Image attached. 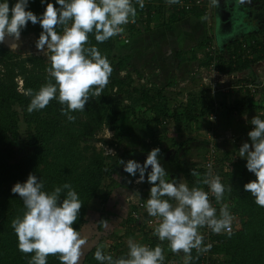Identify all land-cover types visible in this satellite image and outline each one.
<instances>
[{
	"label": "trees",
	"instance_id": "16d2710c",
	"mask_svg": "<svg viewBox=\"0 0 264 264\" xmlns=\"http://www.w3.org/2000/svg\"><path fill=\"white\" fill-rule=\"evenodd\" d=\"M165 1L159 0V3L153 2V4L145 3L141 9L136 0H132L133 6L137 9V17L135 23L127 25L128 29L125 27L127 34L132 38L142 32L152 30L154 21L158 19L157 11L161 13L162 17L158 26L170 25L180 21L188 14L200 18L205 17V11L202 8L190 6L187 11L185 9L178 10L177 4L169 5ZM7 2L11 9L16 0H7ZM48 2L53 3L57 8L60 7L56 4V0H43V3L41 0H28L27 10L39 17ZM229 2L235 4L231 19L233 34L230 32L228 35H233V37L237 35V37L233 38L232 42L225 43V36L228 32L217 33L218 40H220L218 46L220 54L217 53L216 56L218 58L217 68L222 72L232 73L250 69L255 62L264 60V38L260 36L264 34V28L258 29V26L256 28V25L244 21V17H242L246 11H249L248 9H256L264 14V0H251L252 5H259L258 8L246 6L240 0H229ZM164 3L168 5L164 7ZM163 8L170 11V13L167 12L168 16L166 17L163 16ZM42 30L39 23L28 22L21 33L31 32L39 38ZM57 30L60 31L59 27ZM115 37L98 43L95 40L94 32L89 33V44L86 47L96 46L112 65ZM248 40L255 42L249 46L251 48L250 57L245 55L242 49V43ZM209 61L210 57L206 56L202 62L207 65ZM49 66V62H46L41 56L30 55L22 58L0 43V264H28L34 255V253L26 254L19 251L18 239L11 227L12 219L18 214H22L23 211L21 198L18 194L11 192V188L16 182L23 183L31 173L43 182L44 190L49 192L64 183L70 184L82 202L78 219L73 224V228L79 232L87 222L88 208L93 199L99 198L101 205H105L116 185H123L122 188L129 190L130 193L134 191L131 186H126L128 184L119 182L114 174L123 168L119 164V160H124V156L130 149L135 151L136 148V151H142L143 148H147L134 147V142L126 141V144L123 143L124 149L118 152V144L122 143L121 137L124 134L123 128L118 125V122L123 116H132L136 126L147 127L154 133V127L163 125V122L166 123L169 119L190 124L216 112L220 105L214 99V95L205 87L206 94L202 99L195 102L190 99L183 105L170 108L166 96L162 94L163 87H157L155 83L156 88L151 92V88L154 86L153 82H146L140 87L132 85L131 72H135L139 78L143 77V72L138 67H134L123 77L115 76L112 72L109 83L103 89L100 97H91L90 95L83 111L70 113L76 117L75 121H69L62 114L61 108H66V106L60 105L57 99L50 101L46 108L29 113L27 107L30 97L24 95V92L28 89L38 91L50 79L46 71ZM17 76L22 81L21 87H18ZM113 89L129 99V104L120 108L113 106L110 100ZM257 89L258 92H264L263 87ZM15 105L21 108L23 122L29 129L23 139L19 135V112L14 108ZM221 105L224 107L223 104ZM234 108L243 111L244 109H255L257 106L251 97L246 96L229 107V109ZM138 112L140 114L149 112L151 115L141 117ZM103 126L114 132L116 141L113 153L105 154L88 143ZM128 128L132 132L133 127ZM154 135L156 134L154 133ZM188 139L190 138L183 142H173L168 148L160 146L157 148L160 149L158 156L172 148L175 155L171 157V160L176 169L181 171L185 177L190 178L191 170L182 168L183 162L176 157L181 148L188 143ZM220 157L217 158L218 166L221 161ZM218 169L220 172V166ZM198 171L201 174L199 180H202L205 174L202 165ZM223 171L220 172L219 177L226 190L220 205L216 207L217 215H219L220 207L227 204L230 214H238L239 223L232 230L231 236L220 235L224 240L223 243L213 247L212 250L224 256L222 264H264V207L257 205L254 197L244 189V184L255 180L256 177L246 168L245 158L236 162V165H233L230 170ZM138 176L139 173L136 176H129L128 183L131 184ZM145 178H147V173ZM196 182L195 180L190 184L194 186ZM229 185H231L230 192L227 191ZM196 186L203 189L205 185L196 183ZM135 187L138 188L137 195L142 196L144 192H149L151 184L145 180ZM132 207L135 208L134 205ZM103 209V207L100 208L101 211ZM127 221H131L130 216L127 217ZM101 222L97 225L99 228H101ZM144 233L147 240L150 241V248L167 243V241L161 242L153 230ZM122 254L121 256L126 255ZM192 257L189 264H200V260L193 251ZM180 260L181 263L177 262V264H185L184 253L181 254ZM214 261H210L209 264H214ZM47 264H61V262L58 256L49 255Z\"/></svg>",
	"mask_w": 264,
	"mask_h": 264
},
{
	"label": "clouds",
	"instance_id": "9594fccd",
	"mask_svg": "<svg viewBox=\"0 0 264 264\" xmlns=\"http://www.w3.org/2000/svg\"><path fill=\"white\" fill-rule=\"evenodd\" d=\"M43 3V0H41ZM217 4L218 0H212ZM244 3L245 0H240ZM141 9L144 0H136ZM169 5L180 0H167ZM57 8L48 2L39 17L27 10L28 0H16L11 9L7 0H0V43L6 36L12 38L11 50L19 48L21 30L28 22L39 23L42 31L36 41V48L47 55L50 79L38 91L28 89L24 95L30 97L27 111L46 108L50 101L57 99L61 112L69 121L76 117L70 113L83 111L91 97H100L109 83L113 68L98 48L89 44V33L103 43L123 32L122 25L135 23L137 9L132 0H56ZM59 27L60 31L57 30ZM54 80V83H53ZM253 128L248 132L251 144L243 143L238 149L239 156L246 159V168L256 179L244 184L245 191L264 207V119L253 116ZM109 152L113 153L111 149ZM159 148L151 149L143 164L129 159L119 160L125 172L131 176L139 173L137 183L151 184L149 196L143 205L149 216L157 218L154 234L161 242L167 241L173 253H184L185 264L193 259L192 250L197 254L207 252L211 245L204 244L199 229L207 227L212 232L232 235L233 216L224 204L219 209L212 206L209 193L201 187H189L186 183L169 179L168 173L158 161ZM151 171H147L148 169ZM191 175L199 173L191 169ZM197 184L207 185L219 203L225 193L220 177L209 172ZM227 191H231V185ZM11 192L18 194L23 202L22 214L11 221V227L18 239L22 253H34L28 264H47L49 255L58 256L61 264H79L87 240L73 228L82 207L78 194L72 186L64 183L52 191L44 190V184L34 174L23 182H16ZM139 198V197H137ZM125 256L114 258L102 247L94 252L100 264H162L164 252L160 245L150 248L131 238L127 241Z\"/></svg>",
	"mask_w": 264,
	"mask_h": 264
},
{
	"label": "rangeland",
	"instance_id": "374dc122",
	"mask_svg": "<svg viewBox=\"0 0 264 264\" xmlns=\"http://www.w3.org/2000/svg\"><path fill=\"white\" fill-rule=\"evenodd\" d=\"M159 3V0H147V3ZM167 2V0L165 1ZM168 4L164 3V7H166ZM255 8H258L259 5H254ZM249 11H246L242 17L244 21L250 22L253 25H257L258 29L264 28V14L260 13L256 9H248ZM163 16H168V13L170 11L167 9H162ZM158 13L156 16H158V19L154 21V25H158L161 21V13L157 11ZM213 6H212V0H211V9H210V15L209 18L206 20L209 32L210 34L213 32L215 34L222 31L223 27H221L218 23V20L213 19ZM205 18V17H204ZM159 21V22H158ZM132 24V22H129L126 25H122L123 29L125 27L127 28V25ZM129 28V27H128ZM127 28V29H128ZM127 29L123 30L122 33L116 35L115 37V48L113 51V62H112V68H113V74L115 76L123 77L128 72L132 71V69L136 66L139 67L141 65L142 61H145L146 64H150V59L148 58L151 55V52H148V48L140 51L137 54L138 65L135 60H133V56L131 57V39H128L129 34ZM129 31V30H128ZM229 33L225 36V40H229ZM264 38V34H261ZM127 38L125 40V38ZM227 37V38H226ZM119 38V39H118ZM37 37L32 34L31 32L27 34L20 35V41H19V48L16 50H12L13 52H16L20 55V57H27L30 55H37L41 56L45 59L46 62H49L47 59V55L42 53L36 48V41ZM216 44V43H215ZM141 70V69H139ZM146 69V65L144 66L143 77L139 78L137 77L135 72H131V76L133 78V86L140 87L141 84H145L146 82L152 83V74L151 73H158L155 70H148ZM161 71L162 76L159 78L162 80V83L164 82L165 78L167 79L169 75H171V70L164 69H158ZM146 72L147 76L144 74ZM167 75V76H166ZM236 76H239V74H236ZM16 79L18 80V87L22 86V81L20 80V77L17 76ZM203 84V83H202ZM156 86H160L157 85ZM155 83L154 86L151 88V92L155 89ZM163 95L167 98V104H171V106H178L185 104L188 100H193L194 102L197 100H200L205 96L206 89L205 86L203 87L201 85V88L198 87H192V88H180L179 84L169 85L167 88H163ZM260 95L254 96V100H259ZM244 97L241 95V93L236 92L231 93L230 92H219L214 96V99L217 101L219 105L217 110V119L214 123H211L208 119H204L200 122L199 125H197V122H193L196 126H194L196 129H190V132L194 133L195 137L198 141H196V144L194 146H189L191 144L186 143L183 148L178 152V155L176 156L180 161L183 162L182 168L184 169H194L199 174L198 171L201 169L202 164V153L203 150L206 149L207 145V134L212 131V133L217 138V145L218 149L220 150V159L222 161L219 162L220 166V172H224L223 170H230L233 165H236V162L243 159L239 156L238 149L240 146L248 142L251 144L250 138L248 137V126L251 124V119L253 116H260V113L263 114L264 110H258L255 111H246L242 113L238 112H232L233 114L230 116L226 115V110L224 107H221L223 105L229 106L232 102H238L239 100L243 99ZM110 100L111 104L117 108L122 107L123 105L129 104V99H126L124 96L118 94L115 92V89L111 91L110 94ZM253 100V101H254ZM176 104V105H173ZM137 107V106H136ZM16 110L19 112V135L20 138L23 139L25 135L29 132L28 127L23 122V116H22V110L17 105L14 106ZM141 112V111H140ZM138 115L141 117H148L151 114L149 112H146L145 114H140L138 112ZM229 118V119H228ZM245 121V122H244ZM225 122L228 126L225 125ZM134 124L133 118L130 115H125L123 118L118 122V125H120L123 128L124 134L122 135L121 139L122 143L118 144V152L122 151L124 149V145L126 142V137L129 136L131 133L130 128H132ZM244 124V125H242ZM198 127V128H197ZM155 128V134L151 132V130L147 127H139L136 129V133L138 138L134 143V147H145L147 149H144L142 151H136V148L129 150L128 153L124 156L125 162L129 159L136 160L138 162H142L146 159V156L148 152L150 151L148 148L153 149L157 147L162 148H168L171 146L173 142H182L181 140H184L186 137H184V134H190L189 132H186L190 125L187 126L183 121H174L169 119L165 125H161L160 127H154ZM246 128V129H245ZM199 129V130H198ZM231 132L230 134L227 132ZM126 133V135H125ZM228 133V139L230 142H226V134ZM241 133H243L241 135ZM178 134V135H177ZM177 135V136H173ZM143 136V137H140ZM154 136V137H153ZM173 136V137H172ZM177 137V138H176ZM234 140V141H233ZM116 141V138L114 136V132L111 131L108 127L103 126L101 127L96 134L94 135L92 140H89L88 143L95 147L96 150L103 151V153H111L108 151V149H111L112 152L115 150L114 142ZM110 144V145H108ZM157 145V147H155ZM172 150V151H171ZM169 151V150H168ZM170 153L166 154V156H170L171 158L174 154V151L172 148H170ZM172 154V155H171ZM123 167V166H122ZM162 167L166 170L168 173V178L175 179L177 182L186 183L187 185L190 183H194L195 180L201 179V174L199 177L193 176L190 174V178L185 177V175L176 169L172 161H168L167 163L162 165ZM222 167V169H221ZM225 167V168H223ZM150 169V167H149ZM171 170L170 172H168ZM151 171V169H150ZM219 172V174H220ZM189 174V172H187ZM223 174V173H222ZM114 176L118 179L121 183H126L131 186V188L135 189V182L138 178H134L131 184H129V176L131 175L124 172L123 168H120ZM147 180V178H145ZM144 180V181H145ZM125 186V185H124ZM196 186V183L195 185ZM123 185H116L112 189L111 194L109 195V198L105 205H101L100 199L95 198L93 199V202L90 204L87 212V222L82 226L79 233L81 234L82 238H85L87 240V245L84 247L83 254L81 256V259L79 261V264H100L99 261L95 260L94 258V252L97 247H102L103 251L106 254H111L113 256H121L122 253L127 254L128 247H127V241L129 238L134 240L135 242L146 245L148 242L147 237L145 236V233H141L140 231H134L139 230L136 229L134 224L136 223L134 219H132L130 222L127 221V217L130 214V203L128 201V196L124 195V189L122 188ZM193 187V186H192ZM103 207V211L100 210V208ZM102 221L101 228H99L97 225L98 223ZM239 219H237L235 223V227L238 226ZM166 242V241H165ZM163 252L166 253L164 256L165 259H167L170 264H177V262L181 263L180 257L181 253H173L169 246L168 242L163 243L162 246ZM109 252V253H108ZM87 256V257H86ZM179 256V257H178ZM86 257V259H85ZM220 257V256H219ZM224 258V256H222ZM83 259V260H82Z\"/></svg>",
	"mask_w": 264,
	"mask_h": 264
},
{
	"label": "crops",
	"instance_id": "0c3cea01",
	"mask_svg": "<svg viewBox=\"0 0 264 264\" xmlns=\"http://www.w3.org/2000/svg\"><path fill=\"white\" fill-rule=\"evenodd\" d=\"M218 1L223 4V7H226V8L228 7L227 2H229V0H218ZM218 9L219 7L217 6V4H213L212 14H213V19L215 20H216ZM206 20H207L206 18H200V17H197L196 15L188 14L180 21H176L174 23H171L170 25H166V26L154 25L152 30L147 31V32H142L138 35H135L132 38L131 37L128 38V39H131V49L132 50L130 52L131 53L130 56L131 57L133 56V60H135L138 65L139 59L137 58V54L140 51H143L148 48L147 53L151 52V55L148 57L151 63L146 64L145 61H142L141 64H144V65H141L138 68L144 71V66L146 65V69H148L149 71L150 70L157 71L158 73H151L152 74L151 81L153 83H156L157 85H160V87H163L164 89L169 87V85L171 86L174 84H179L180 88L182 87L183 89L184 88L188 89L192 87L201 88V85L203 86L202 73L205 71L204 70L205 64H203L202 61L204 59L205 44L207 41L206 38L213 36V39L217 47L220 44V40H218V37H216L215 33L213 32V35L212 33L210 34L209 32L210 30L209 28H207L208 24ZM256 28H257V25H256ZM229 38L232 39L235 37L229 36ZM164 68L167 70V72L168 70H171V75H169L167 79L165 78V80H163L164 82L162 83V80L159 78L160 76H162V74H161V71L158 69H164ZM262 71H264V60L255 62L250 69H242L240 71H237L236 74H239V77L236 80H232L230 82H226L222 84L220 88L215 92L214 96L220 91L224 93L230 92V94L231 93L235 94L236 92H238V93H241V95L244 98L247 96V97H251L252 100L255 99L254 96L260 95L259 100L253 101L254 104L257 106V108L244 109L243 111L238 108L229 109L230 106L236 104V102H232L229 106L224 105V108L226 109V115L231 116L233 114L232 112L242 113L246 111H250V112L255 111L256 109L264 110V92L255 91V93L251 95V93H249L248 90L245 92L243 89L241 90L236 87V85L241 81L256 82L260 79L264 80V73H262ZM144 74L147 76L146 72ZM173 105H176V104H173ZM168 106H170V108L172 107L171 104L169 103H168ZM260 116L264 118V113L263 114L260 113ZM204 119H207V118L205 117L203 119H200L199 121L204 120ZM199 123L200 122H197V125H199ZM186 125L187 126L190 125V128L186 131V132H189L190 134L186 133L184 134L185 135L184 137H186L185 139L190 138L188 139V143L191 144L189 145L191 147L196 144V141H198L194 133L190 132V129H193V128L196 129L194 127L196 125L193 122H191L190 124H186ZM225 125L228 126L226 122H225ZM138 128L139 126H136V125L133 126V130L129 134V136L126 137L127 138L126 141L128 142L132 141L135 143L137 142L136 141L137 139L139 140L142 139V138H138L137 136L136 129ZM227 132L229 134L231 133L229 132V130ZM228 133L226 134L227 136L226 142H230L228 139ZM242 134L243 133H241V135ZM177 135H173V136H177ZM140 137H143V136H140ZM184 140H181V141L183 142ZM155 147H157V145ZM148 149L150 150V148ZM204 151L205 149L203 150V152ZM169 161H172L171 158H169ZM143 162L144 161L139 162V163L143 164ZM170 171L171 170H169L168 172ZM188 186L191 188L193 185L188 184ZM123 189H124V195L126 196L129 195L130 191L125 188Z\"/></svg>",
	"mask_w": 264,
	"mask_h": 264
},
{
	"label": "built area",
	"instance_id": "2783aa9c",
	"mask_svg": "<svg viewBox=\"0 0 264 264\" xmlns=\"http://www.w3.org/2000/svg\"><path fill=\"white\" fill-rule=\"evenodd\" d=\"M147 3V0H144V4ZM149 3V2H148ZM190 6H195L198 8H202L205 11V18L208 19L210 15V9H211V0H180V3L177 4V9H185L186 11L189 9ZM213 6V2H212ZM125 38V37H124ZM127 38H125L126 40ZM255 42L254 40H248L242 43V49L244 50L245 55H248L250 57V45H253ZM204 57L208 56L210 57V61L207 65H205L204 72L202 73V83L203 86L207 87L209 91L212 93V95L215 94V92L220 88V86L226 82H230L232 80H236L239 76H236V72L228 73V72H222L217 68L218 64V58L217 53L220 54L219 49L217 45L215 44V41L213 39V36L208 37L206 44H205V51H204ZM259 62V61H258ZM264 73V71H262ZM236 87L238 89H243L245 92L248 90L251 95L257 91V88L264 87V80L260 79L256 82H250V81H241L239 82ZM211 123H214L217 119V111L212 112L208 114L206 117ZM165 122H163L164 124ZM253 128V125L248 126V130L250 131ZM217 138L215 135L210 131L207 134V145L206 149L203 152L202 155V168L205 170L204 176L209 172V165H211V172L215 176H219V166L217 158L220 156L217 145ZM234 141V140H233ZM203 176V177H204ZM135 185H138L137 182H135ZM138 188L135 187L134 191L131 192L128 195V201L130 205V214L129 216L135 220L134 226L136 229L134 231H140L141 233L147 232L149 230L154 231V227L157 222V218L151 217L148 215L146 208L143 206L146 203V199L149 196V192H144V194L137 195ZM203 190L209 193V200L210 203L214 208L218 207L220 205L215 200V197L211 194L209 188L207 185L204 186ZM139 197V198H137ZM132 205L135 206L132 207ZM233 216L232 221V230L235 228V223L238 219L237 213H231ZM131 219V220H132ZM199 232L204 237V244L211 245L210 250L204 253L197 254L196 250H192L195 252L196 257L200 260V264H209L210 261H214V264H222L223 258L220 253L217 251L212 250L213 247L221 245L223 243V238L220 236L222 234H227L225 232H222L220 234H216L212 232L209 228L204 227L199 229ZM146 246L150 247V243L148 242ZM163 246V245H162ZM161 246V247H162ZM166 253H164V256ZM220 256V257H219ZM162 264H170V262L167 259H164Z\"/></svg>",
	"mask_w": 264,
	"mask_h": 264
},
{
	"label": "flooded vegetation",
	"instance_id": "af4514ba",
	"mask_svg": "<svg viewBox=\"0 0 264 264\" xmlns=\"http://www.w3.org/2000/svg\"><path fill=\"white\" fill-rule=\"evenodd\" d=\"M234 2H227V5H228V7L226 8V7H223V4L222 3H220L219 1H218V3H217V6L219 7V9H218V11H217V20H218V22L221 24V27H223V29H222V31L221 32H228V33H230L231 32V34H233V31H232V23H231V19H232V11H233V7H234ZM243 4H245L246 6L247 5H249V6H254V5H252V2H251V0H245V2L243 3ZM228 9L229 8V11H230V15H226L225 14V12L223 11V9ZM223 16H224V18H223ZM221 20V21H220ZM230 24H229V23ZM233 36V35H232ZM227 38V37H226ZM166 154V153H165ZM165 154H163V155H160V156H158V161H159V163L161 164V166L163 165L164 166V164L165 163H167L168 161H169V157L168 156H166ZM167 157H168V159H167ZM166 159H167V161H166Z\"/></svg>",
	"mask_w": 264,
	"mask_h": 264
},
{
	"label": "water",
	"instance_id": "95a60500",
	"mask_svg": "<svg viewBox=\"0 0 264 264\" xmlns=\"http://www.w3.org/2000/svg\"><path fill=\"white\" fill-rule=\"evenodd\" d=\"M223 11L225 12L226 15H230V11H229L228 9H223ZM223 18H224V16H223ZM216 19H217V16H216ZM224 19H225V18H224ZM220 21H221V20H220ZM218 23H219V22H218ZM228 23H229V22H228ZM229 24H230V23H229ZM219 25L221 26L220 23H219ZM215 35H216V37H217V34H215ZM235 37H237V35H235ZM232 39H233V38H232ZM232 39L229 38V40L227 39V41H228V42H232ZM227 41H226V42H227ZM12 42H13V41H12V38H9V37L6 36L5 41H4L3 43H1V44H2L3 46H5V47H7V48L10 49V44H11ZM226 42H225V43H226ZM171 151H172V150H171ZM171 151L169 150V151L163 152L162 155L165 154V153L168 154V153H170ZM166 154H165V155H166Z\"/></svg>",
	"mask_w": 264,
	"mask_h": 264
}]
</instances>
